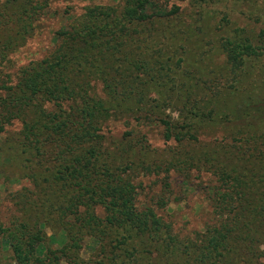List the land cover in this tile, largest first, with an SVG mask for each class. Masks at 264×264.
Returning a JSON list of instances; mask_svg holds the SVG:
<instances>
[{"label":"rangeland","instance_id":"1","mask_svg":"<svg viewBox=\"0 0 264 264\" xmlns=\"http://www.w3.org/2000/svg\"><path fill=\"white\" fill-rule=\"evenodd\" d=\"M123 2L0 0V225L14 229L24 224L36 229L44 222L41 233L47 250H60L64 243L62 217L56 212L59 200L52 202L54 189L47 181L53 180L64 158L54 153L46 158L32 147L28 150L24 134L37 118L47 112L56 115L59 108L32 100V111L23 110L18 101L13 102V93L31 64L49 60L61 47L74 43L89 49L87 38L75 41L66 34L71 27L78 32L88 9H119ZM165 2L168 10L178 12L170 20L128 25L129 35L119 40L122 47L117 46L113 57L106 54L108 61L99 70L88 59L75 64L70 74L95 101L122 98V91L129 93L131 86H140L150 104L156 103L159 92L167 98L168 88L180 90V95L175 91L176 101L161 102L157 111L164 121L191 124L195 140H166L161 123L144 115L138 119L135 110L127 112L125 106L117 107L97 133L113 144H143L141 152H129L125 159L117 156L113 172H125L138 188V207L153 209L180 240L202 234L216 223V200L226 182L223 173H247L257 165L253 159L257 153L264 157V55L247 58L233 75L221 50L225 39L264 47L259 43L264 33V0ZM126 53L129 59H124ZM188 98L193 109L200 104L202 112L197 118L187 114L188 105L182 109ZM248 108L254 113L249 117ZM155 166H160L158 172L153 171ZM94 248L95 243L86 239L81 243V258H91ZM2 256L13 264L10 251ZM160 259L154 254L148 264H159Z\"/></svg>","mask_w":264,"mask_h":264},{"label":"trees","instance_id":"2","mask_svg":"<svg viewBox=\"0 0 264 264\" xmlns=\"http://www.w3.org/2000/svg\"><path fill=\"white\" fill-rule=\"evenodd\" d=\"M165 3V0H124L119 9L90 8L78 32L71 27L66 33L75 41L79 37L87 38L88 50L75 43L61 47L57 52L59 56L31 64L20 75L13 102L18 101L20 107L28 111H32V100L39 105L51 102L59 108L56 115L47 112L41 119L37 118L32 128L26 130L24 140L28 150L32 147L40 156L48 158L54 153L64 158L53 180H47L54 189L52 202L59 200L56 212L62 217L64 243L60 250L45 248L41 233L44 222L36 229H28L24 224L14 229L0 225V264H11L2 256L6 251H10L13 264H148L154 254L162 258L159 264H172L174 260L177 264H260L264 260L263 154L253 157L257 165L247 173L221 175L226 182L223 194L216 200V223L202 234L179 240L153 209L138 207V188L129 182L125 172H113L117 156L125 159L129 152H141L143 144H113L97 133L117 107L125 106L127 112L135 110L133 114L138 115V119L144 115L145 119L161 123L166 140L180 143L186 141V137L195 140L191 124L178 126L164 121L157 111L161 102L176 101L180 90L168 88L170 97L167 98L159 92L156 103L150 104L140 86H131L129 93L122 91V98L95 101L86 87L74 83L70 74L75 64L81 65L80 62L88 59L97 62L90 65L99 70L102 63L108 61L106 54L113 57L117 46L122 47L119 40L129 35L128 25L170 20L178 12L173 8L168 10ZM259 43L264 44V33L259 36ZM221 50L226 67L233 75L242 69L247 58L264 55V47H252L237 39H225ZM129 58L126 53L124 59ZM182 103V109L189 106L187 114L191 117L201 115L200 104L193 109L189 98ZM248 110V117L254 114L250 108ZM252 140L259 143L257 138ZM145 170L150 173V168ZM159 170L160 166L153 169ZM86 239L95 243V248L91 258L83 260L81 243Z\"/></svg>","mask_w":264,"mask_h":264}]
</instances>
